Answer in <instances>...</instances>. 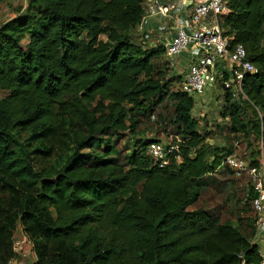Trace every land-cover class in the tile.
<instances>
[{"label": "trees", "instance_id": "16d2710c", "mask_svg": "<svg viewBox=\"0 0 264 264\" xmlns=\"http://www.w3.org/2000/svg\"><path fill=\"white\" fill-rule=\"evenodd\" d=\"M225 1L222 35L257 72L244 76L242 93L222 90L224 146L208 142L194 98L173 90L180 79L156 64L162 47L134 40L142 0H26L0 24V264L19 258L18 224L35 255L30 264H239L241 253L259 263L247 237L255 219L234 226L217 210L192 209L206 177L233 174L218 167L236 136L264 149V0ZM62 115L74 123L71 153L55 168L47 162L68 137ZM151 118L157 132L174 130L178 152L164 168L146 153L161 142L142 130ZM15 124L46 149L29 150ZM259 155L250 153L253 165ZM252 198L250 189V208Z\"/></svg>", "mask_w": 264, "mask_h": 264}, {"label": "built area", "instance_id": "2783aa9c", "mask_svg": "<svg viewBox=\"0 0 264 264\" xmlns=\"http://www.w3.org/2000/svg\"><path fill=\"white\" fill-rule=\"evenodd\" d=\"M144 12L158 17H167L176 8L186 10L184 16L177 20L175 35L162 44L166 67L173 70L178 57L185 51L191 54L188 71L183 76L178 91L193 97H199L207 85L220 84L221 90L232 89L234 94H240L241 83L246 74H255L257 69L246 60L245 50L241 45L229 49V41L222 35L220 24L229 14L225 0H191L187 6L186 0H176L169 4H161L158 0H142ZM144 16V15H143ZM143 18V17H142ZM222 65L229 76L228 80L220 81L222 75L218 66ZM244 97V96H243ZM257 164L253 165L248 157L235 155L226 156L218 169L228 168L235 176H247L251 185L253 198L251 208L254 213L256 235L264 239V149L263 141ZM178 152L177 146L169 142H152L146 149L147 156L153 165L164 168L169 164L170 156ZM180 161V156H174ZM254 194L257 196L254 197ZM28 242L23 237L21 244ZM258 246L260 257L258 264H264V245ZM20 243L14 242V251L19 254ZM239 264H248L243 254L238 255Z\"/></svg>", "mask_w": 264, "mask_h": 264}, {"label": "rangeland", "instance_id": "374dc122", "mask_svg": "<svg viewBox=\"0 0 264 264\" xmlns=\"http://www.w3.org/2000/svg\"><path fill=\"white\" fill-rule=\"evenodd\" d=\"M25 5L26 0H5L0 6V24L16 16L18 14L17 9L22 8ZM23 44H25V42ZM161 64H164L163 59ZM173 82L175 85L173 84L172 89L178 90L177 80L173 79ZM217 100L218 101L215 102L214 105L207 106L205 112L199 118L198 123L201 125L203 130H206V128L212 129L208 132L210 134L208 142L218 146H224L223 139L226 133L225 129L228 121L222 120L219 115L220 107L222 105L221 91H219ZM154 121L155 120L151 118L149 121L145 122V125L142 126V130H144L145 134L161 138L160 141L162 142H170L173 140L174 130L172 127H168L166 131L158 129L157 132V129L152 127ZM61 126L64 130H66L68 137L64 143L61 154L47 162L55 168L61 167L65 159L71 153L74 123L68 116L62 115ZM12 132L16 138L26 144L29 150L46 149L43 142L39 138V135L31 134L30 130L21 124H15ZM121 149V156H123L125 153L123 151L122 144L117 147V150ZM229 149H231V155L248 157L253 150H259L260 154L261 146L259 142H253L251 146H248L247 140H245L241 135H238L231 142ZM204 181L206 185L203 187L202 195L199 202L195 204L192 209L202 207L209 210H217L219 212L220 222L228 223L234 226L243 225L248 227L251 222L253 224L254 213L250 206L245 204L248 193L251 189L247 176L238 177L232 173H223L208 176ZM23 237L26 239L28 238L23 227L18 224V230L15 231L14 241L15 243H20L19 248L17 247V250H20L18 254L21 258L20 263L30 264L35 256L33 255L34 253L29 242L21 244ZM247 237L250 238L252 243H256L259 239L256 235V230L252 234L249 233Z\"/></svg>", "mask_w": 264, "mask_h": 264}, {"label": "crops", "instance_id": "0c3cea01", "mask_svg": "<svg viewBox=\"0 0 264 264\" xmlns=\"http://www.w3.org/2000/svg\"><path fill=\"white\" fill-rule=\"evenodd\" d=\"M175 1L176 0H158V2L161 4H169ZM185 12L186 10H182L181 8H176L173 11H171L167 17H158L144 12V16L140 21V23L137 25L135 32L133 34L134 40L146 49H153L162 46L164 42L170 40L175 35V26L177 20L182 16H184ZM188 52L182 53L178 57V62L176 67L173 70H169V74H170L169 77L176 76L180 79L178 84H180L181 80L183 79V76L188 71V67L190 64V54ZM162 59L165 63L164 54L159 60L155 61L156 64L161 65ZM218 89L219 91H221V95H222V90L220 89V85L209 84L204 89L203 93L194 100V107L192 113L198 121L201 115L205 112L207 106H212L214 105L215 102L218 101L217 100V96H219ZM199 128L202 129L201 125H199ZM206 130L210 131L212 129L206 128ZM146 137L151 138V135H147ZM157 139L161 140V138H157ZM17 230L18 227L16 231ZM14 237H15V233L13 235V238ZM257 243H259L260 245H264V239L262 240L259 238ZM20 259L21 258L19 257L17 261L13 262V264H21ZM34 260L35 258L32 259L31 263Z\"/></svg>", "mask_w": 264, "mask_h": 264}, {"label": "water", "instance_id": "95a60500", "mask_svg": "<svg viewBox=\"0 0 264 264\" xmlns=\"http://www.w3.org/2000/svg\"><path fill=\"white\" fill-rule=\"evenodd\" d=\"M187 1V6H189L190 5V2H191V0H186ZM257 195L256 194H254V197H256Z\"/></svg>", "mask_w": 264, "mask_h": 264}]
</instances>
